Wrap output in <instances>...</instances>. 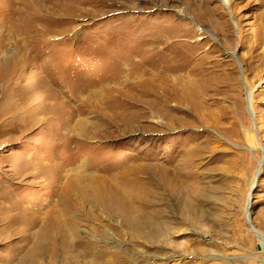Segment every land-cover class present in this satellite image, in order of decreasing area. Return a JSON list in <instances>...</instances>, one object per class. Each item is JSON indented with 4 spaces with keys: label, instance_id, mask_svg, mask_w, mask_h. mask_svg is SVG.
I'll return each mask as SVG.
<instances>
[{
    "label": "rangeland",
    "instance_id": "1",
    "mask_svg": "<svg viewBox=\"0 0 264 264\" xmlns=\"http://www.w3.org/2000/svg\"><path fill=\"white\" fill-rule=\"evenodd\" d=\"M0 111V264H264V0H0Z\"/></svg>",
    "mask_w": 264,
    "mask_h": 264
},
{
    "label": "bare ground",
    "instance_id": "2",
    "mask_svg": "<svg viewBox=\"0 0 264 264\" xmlns=\"http://www.w3.org/2000/svg\"><path fill=\"white\" fill-rule=\"evenodd\" d=\"M8 107V106H7ZM11 107V106H10ZM9 109V108H8ZM11 109V110H10ZM6 113H8V114H10V117H12V120H14L15 118H16V115H15V113L13 112L16 108L14 107V106H12V108H10ZM4 111V110H3ZM2 111V112H3ZM1 112V111H0ZM3 114H4V112H3ZM15 115V116H14ZM1 130L3 131L4 129L3 128H1ZM0 130V131H1ZM175 174V173H174ZM180 175V174H179ZM177 178V177H176ZM176 178H174V180H173V182L171 183V186L170 187H168L167 189L165 188L164 189V193L168 196V197H170V198H172L173 199V206H177V205H179L180 204V200H182L181 202L182 203H184V205L187 207V211L189 212V218L190 219H195V218H193V216H194V214H195V212H196V208H195V197H194V194H193V192H191V191H186V192H183L182 191V189L177 185V183H179L177 180H176ZM179 178V177H178ZM172 180V179H171ZM170 181V180H169ZM126 184V183H125ZM124 185V184H123ZM122 187V186H121ZM127 187V188H126ZM131 187V186H130ZM129 186H128V184L126 185V186H124V190H123V193H125V194H123V196L124 195H130L131 193H132V187L130 188ZM100 188V187H99ZM99 188L98 189H96V192L98 193V195L99 194H101L102 195V193H103V190L100 188V191H99ZM187 188V187H186ZM137 189H138V187H137ZM136 190V189H135ZM185 190V189H184ZM189 190V189H188ZM137 191H139V190H137ZM136 191V192H137ZM128 193V194H127ZM134 197H135V194H134ZM133 197V198H134ZM128 198H129V196H128ZM136 198V197H135ZM140 199V198H139ZM137 200V199H136ZM141 201V200H140ZM134 202V201H133ZM134 203H136V202H134ZM134 203H132V204H128V205H126V207H124L125 208V210L127 211V215H128V217L130 216V218H129V221H128V223H129V229H131L134 233H136L137 235H145L146 234V231H149V229H150V227L151 226H154L155 225V223H154V221L152 220V218H151V216L150 217H148L146 214H148V212L147 213H145V209L147 208V205L144 203V202H140L139 204L137 203V205L135 204L134 205ZM153 204V203H152ZM182 205V204H181ZM155 207V206H154ZM184 208V207H183ZM119 209L120 208H118V212H120L119 211ZM121 210V209H120ZM124 210V211H125ZM117 211V210H116ZM186 211V212H187ZM194 211V212H193ZM123 213H125V212H123ZM132 214H134V215H132ZM150 214V213H149ZM151 215V214H150ZM125 216V215H124ZM127 217V218H128ZM153 217V216H152ZM126 220V219H125ZM128 220V219H127ZM156 220V219H155ZM161 230V229H160ZM151 233H158V230L156 229H154V231L153 232H151ZM160 233V232H159ZM162 234L160 233L159 234V237L161 236ZM86 253H88V251L87 252H85L84 254H86ZM99 256V255H98ZM98 256H96V258L98 259L99 257ZM32 259H33V254H31L30 255V257L27 259V260H24V261H22V264H32ZM95 260V259H94ZM76 263V262H75ZM93 264H95V263H93Z\"/></svg>",
    "mask_w": 264,
    "mask_h": 264
}]
</instances>
